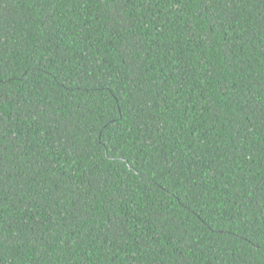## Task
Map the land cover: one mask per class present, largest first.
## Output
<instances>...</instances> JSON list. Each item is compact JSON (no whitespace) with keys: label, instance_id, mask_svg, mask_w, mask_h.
<instances>
[{"label":"trees","instance_id":"obj_1","mask_svg":"<svg viewBox=\"0 0 264 264\" xmlns=\"http://www.w3.org/2000/svg\"><path fill=\"white\" fill-rule=\"evenodd\" d=\"M0 264H264V0H0Z\"/></svg>","mask_w":264,"mask_h":264}]
</instances>
